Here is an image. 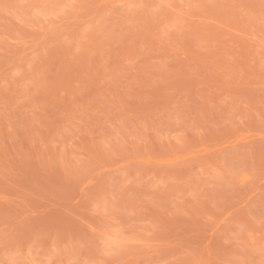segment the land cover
I'll list each match as a JSON object with an SVG mask.
<instances>
[{
  "label": "rangeland",
  "instance_id": "rangeland-1",
  "mask_svg": "<svg viewBox=\"0 0 264 264\" xmlns=\"http://www.w3.org/2000/svg\"><path fill=\"white\" fill-rule=\"evenodd\" d=\"M0 264H264V0H0Z\"/></svg>",
  "mask_w": 264,
  "mask_h": 264
}]
</instances>
